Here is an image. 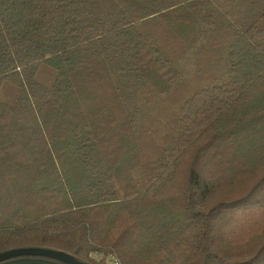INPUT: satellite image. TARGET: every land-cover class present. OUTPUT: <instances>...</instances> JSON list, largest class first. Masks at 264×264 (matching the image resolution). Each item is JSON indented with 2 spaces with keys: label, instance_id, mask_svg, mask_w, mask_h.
<instances>
[{
  "label": "trees",
  "instance_id": "1",
  "mask_svg": "<svg viewBox=\"0 0 264 264\" xmlns=\"http://www.w3.org/2000/svg\"><path fill=\"white\" fill-rule=\"evenodd\" d=\"M30 246L264 264V0H0V252Z\"/></svg>",
  "mask_w": 264,
  "mask_h": 264
},
{
  "label": "water",
  "instance_id": "2",
  "mask_svg": "<svg viewBox=\"0 0 264 264\" xmlns=\"http://www.w3.org/2000/svg\"><path fill=\"white\" fill-rule=\"evenodd\" d=\"M0 264H86L60 250L20 247L0 252Z\"/></svg>",
  "mask_w": 264,
  "mask_h": 264
},
{
  "label": "rangeland",
  "instance_id": "3",
  "mask_svg": "<svg viewBox=\"0 0 264 264\" xmlns=\"http://www.w3.org/2000/svg\"><path fill=\"white\" fill-rule=\"evenodd\" d=\"M93 256H95L96 257V259H99L100 257H102L101 255H96V254H93ZM113 260H115V258L114 257H111V256H106L105 257V261H106V263L107 264H114V261Z\"/></svg>",
  "mask_w": 264,
  "mask_h": 264
},
{
  "label": "built area",
  "instance_id": "4",
  "mask_svg": "<svg viewBox=\"0 0 264 264\" xmlns=\"http://www.w3.org/2000/svg\"><path fill=\"white\" fill-rule=\"evenodd\" d=\"M114 264H117L116 260H114Z\"/></svg>",
  "mask_w": 264,
  "mask_h": 264
}]
</instances>
